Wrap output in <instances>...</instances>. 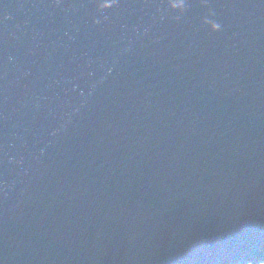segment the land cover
<instances>
[{
	"label": "water",
	"instance_id": "water-1",
	"mask_svg": "<svg viewBox=\"0 0 264 264\" xmlns=\"http://www.w3.org/2000/svg\"><path fill=\"white\" fill-rule=\"evenodd\" d=\"M0 264H264V0H0Z\"/></svg>",
	"mask_w": 264,
	"mask_h": 264
},
{
	"label": "clouds",
	"instance_id": "clouds-1",
	"mask_svg": "<svg viewBox=\"0 0 264 264\" xmlns=\"http://www.w3.org/2000/svg\"><path fill=\"white\" fill-rule=\"evenodd\" d=\"M102 6L107 7L110 5L109 3H104ZM168 6L172 9L182 11L185 7V0H168ZM202 22L206 24L209 27V29L213 32L218 31L220 29V24L210 19H204Z\"/></svg>",
	"mask_w": 264,
	"mask_h": 264
}]
</instances>
